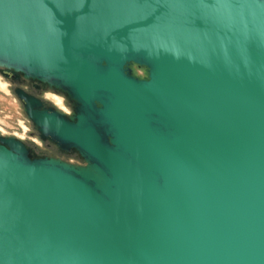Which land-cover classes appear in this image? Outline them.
<instances>
[{
  "label": "water",
  "instance_id": "water-1",
  "mask_svg": "<svg viewBox=\"0 0 264 264\" xmlns=\"http://www.w3.org/2000/svg\"><path fill=\"white\" fill-rule=\"evenodd\" d=\"M0 68L84 163L0 139V264H264V0H0Z\"/></svg>",
  "mask_w": 264,
  "mask_h": 264
},
{
  "label": "flooded vegetation",
  "instance_id": "flooded-vegetation-1",
  "mask_svg": "<svg viewBox=\"0 0 264 264\" xmlns=\"http://www.w3.org/2000/svg\"><path fill=\"white\" fill-rule=\"evenodd\" d=\"M138 78H144V77H138ZM0 81H1V83H3V82L8 83V84H3V85H5L8 88L9 92L16 99L17 104L19 106L18 109L20 110L24 119L26 120L24 123L27 126H29V129H28V128H25L24 125L22 126L21 124H18V123L9 124L8 121L6 120L8 118L7 115L0 116V127L5 128V129L10 131L9 133L0 131V139L5 140V139L11 138L13 140L19 141L23 145V147L25 148V150L27 152V156L31 159L44 158L45 155H43V152L45 150L46 151L52 150L53 148H55L54 146H56V145L52 142H49L46 139L42 140L40 138L39 133L37 132L36 128L33 126L31 121H29L26 118V114L24 112V103L22 100H20L17 97L16 92L21 93L25 97L33 98V99L37 100L40 103L38 109H49V108H51L53 110H57V111L63 113L61 108H58V109L53 108L50 105L52 103L51 102L52 100H50V96H52V95H58V96L62 97L60 101L56 98H54L53 100L57 104L60 102L61 105L68 108L69 110H72V108L74 107L73 102L69 98H67V96L64 93H62V92H60V91H58L52 87H48L46 84L41 83L35 79L24 77L21 73L14 72L10 69L0 68ZM0 92H2V91H0ZM18 133H20L21 135ZM27 135L28 136H34L39 143H37V142H35V140L29 139V138H27V143H24L23 139ZM40 143L43 145L42 149L40 148V146H41ZM60 150L61 149H59L58 151H60ZM62 151L64 153H67L65 150H62Z\"/></svg>",
  "mask_w": 264,
  "mask_h": 264
},
{
  "label": "rangeland",
  "instance_id": "rangeland-1",
  "mask_svg": "<svg viewBox=\"0 0 264 264\" xmlns=\"http://www.w3.org/2000/svg\"><path fill=\"white\" fill-rule=\"evenodd\" d=\"M129 68L131 70V74L134 77H137V78L138 77H144L145 78L146 73H145V69L143 67H138L136 65H129ZM3 84H8V83H4V82L1 83V81H0V91H2V92H0V116L7 115L8 118L6 117L7 118L6 120L8 121L9 124L18 123V124H21L22 126L24 125L25 128L29 129V126H27L24 123L26 120L24 119L22 113L18 109L19 106L17 104L16 99L9 92L8 88ZM54 98H56L60 101L62 97H60L58 95L50 96V100H52L51 102L53 103V104L51 103L50 105L53 108H57V109L61 108V110L65 116H71V114L73 113L74 107L72 108V110H69L68 108L61 105L60 102L58 104L55 103L53 100ZM0 131L6 132V133L10 132L9 130L2 128V127H0ZM18 134H20V133H18ZM27 138L33 139V140H35V142L39 143L34 136H28V135L23 139L24 143H27ZM40 145H41L40 148L42 149L43 145L41 143H40ZM54 147L55 148H53L50 151L45 150L43 152V155H45L44 158H55V159H58L60 161H63L65 163H68L71 165H83L84 164L82 161V158L74 150L70 149V150L66 151L67 153H64L62 150L58 151L59 148L57 146H54Z\"/></svg>",
  "mask_w": 264,
  "mask_h": 264
}]
</instances>
